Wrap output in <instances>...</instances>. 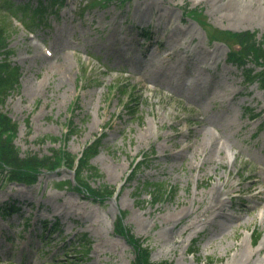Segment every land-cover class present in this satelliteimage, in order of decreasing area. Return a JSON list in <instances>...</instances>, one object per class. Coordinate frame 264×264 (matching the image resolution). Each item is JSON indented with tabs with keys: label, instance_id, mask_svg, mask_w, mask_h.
<instances>
[{
	"label": "rangeland",
	"instance_id": "obj_1",
	"mask_svg": "<svg viewBox=\"0 0 264 264\" xmlns=\"http://www.w3.org/2000/svg\"><path fill=\"white\" fill-rule=\"evenodd\" d=\"M47 1L11 5L33 16ZM225 3L66 0L34 26L25 10L17 18L0 11L11 61L22 71L3 106L19 125L21 155H49L61 145L78 155L102 137L91 160L102 177L89 182L117 189L95 201L73 188L67 167L32 186L1 182L0 264H134L132 248L114 232L121 211L155 262L264 264V88L259 80L246 86L243 70L227 61L228 47L208 37L215 27L258 31L261 39L264 16H240ZM185 8L199 9V22ZM145 183L175 193L153 204ZM85 234L92 246L82 260Z\"/></svg>",
	"mask_w": 264,
	"mask_h": 264
},
{
	"label": "trees",
	"instance_id": "obj_2",
	"mask_svg": "<svg viewBox=\"0 0 264 264\" xmlns=\"http://www.w3.org/2000/svg\"><path fill=\"white\" fill-rule=\"evenodd\" d=\"M65 0H50L51 8L57 6L61 8ZM0 9L5 12L17 15V12L12 10L11 1L0 0ZM18 11V10H17ZM41 10H38L39 14ZM34 14V13H33ZM43 18V14H41ZM24 18H30L29 24L33 26L38 15L30 16L25 14ZM27 22L25 25L30 28ZM214 36L216 39L226 41L230 46H238L239 50H233L230 54V60L245 66L249 58L253 59L258 65L264 68V36L262 40L257 39V33L251 31L232 33L228 31L215 30ZM247 71V80L260 77L264 85V70L263 72L252 74V70ZM22 77L21 68L13 64L11 61V49L8 36V30L0 25V183L17 182L26 185L36 184L40 175L44 171H56L60 168L67 167L75 170L76 183L74 189L87 194L95 201H104L114 196L115 189L109 185H104L100 188H93L89 183L91 177L100 178L101 174L97 167L91 164V160L98 154L101 146V138L88 145L81 157L74 155L63 148H52L51 154L25 155L22 156L20 149L15 144V139L18 134V124L3 110V106L8 97L20 87V79ZM124 94V93H123ZM75 132L70 131V135ZM55 143L56 139H53ZM59 141V140H58ZM60 187L71 185V182H63ZM150 189V194L154 203L159 202L167 196V186L163 184H148L144 185ZM126 212H121L115 221V232L123 236L135 253L134 264H170L167 261L153 262L151 260V249L146 244V240L137 237L132 230L124 223ZM58 224H55V226ZM80 249L78 250L82 256V260L87 259L90 252L92 242L85 234L80 239ZM66 264V263H63ZM74 264V263H72Z\"/></svg>",
	"mask_w": 264,
	"mask_h": 264
},
{
	"label": "bare ground",
	"instance_id": "obj_3",
	"mask_svg": "<svg viewBox=\"0 0 264 264\" xmlns=\"http://www.w3.org/2000/svg\"><path fill=\"white\" fill-rule=\"evenodd\" d=\"M223 7L230 9L235 14L247 17L249 14L256 12L257 15L264 16V7L258 6L259 0H225ZM209 153L206 154V156ZM257 264V263H256Z\"/></svg>",
	"mask_w": 264,
	"mask_h": 264
}]
</instances>
